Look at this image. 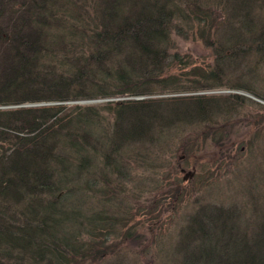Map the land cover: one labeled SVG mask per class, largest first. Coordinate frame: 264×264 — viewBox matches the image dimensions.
I'll use <instances>...</instances> for the list:
<instances>
[{
    "label": "trees",
    "instance_id": "16d2710c",
    "mask_svg": "<svg viewBox=\"0 0 264 264\" xmlns=\"http://www.w3.org/2000/svg\"><path fill=\"white\" fill-rule=\"evenodd\" d=\"M0 17V105L47 102L0 107V264H125L129 231L156 264H264L263 215L246 212L260 207L257 166L244 163L243 195L235 180L244 204L194 198L178 178L206 176L208 143L242 149L236 106L254 99L204 91L264 99V0H0ZM182 36L210 60L170 57ZM246 138L249 161L264 125Z\"/></svg>",
    "mask_w": 264,
    "mask_h": 264
},
{
    "label": "rangeland",
    "instance_id": "374dc122",
    "mask_svg": "<svg viewBox=\"0 0 264 264\" xmlns=\"http://www.w3.org/2000/svg\"><path fill=\"white\" fill-rule=\"evenodd\" d=\"M0 21L3 23V18L0 17ZM193 36V35H192ZM183 37V36H182ZM181 39L179 37L176 38V40L173 43L172 48H170V57L173 56H179L185 61L188 60H195L198 62L206 63L210 60V54L211 49H209L207 46L204 45L202 39L199 40V38L194 39L193 37ZM174 69L178 71H183L185 69V62L183 60H178L173 63ZM231 72L233 73H239L237 68L232 66ZM233 73H228L229 75H232ZM190 74V73H189ZM255 75V73H253ZM262 74V73H261ZM191 76V75H190ZM202 78L200 76L198 79ZM214 81V80H212ZM224 83H232L229 80H225ZM187 84V83H186ZM235 87V86H234ZM224 88V87H223ZM229 90H223L220 88L207 90L204 92L213 93V98H216L219 94H225L227 92H238L240 95H244L247 97H250V93L247 92V90H244V85L240 87H227ZM192 93L191 91H188L185 95ZM182 93L178 92H170L167 91L163 93L161 96L164 97H171L170 99H179L184 97V95H180ZM179 97V98H176ZM186 99V98H183ZM253 99V98H252ZM182 100V99H181ZM264 104V103H263ZM236 108H239V114H235L236 116H241L239 121L237 122L236 126L237 128L244 129V137H242V140L240 144L242 145V149L239 147L236 148L234 144L227 143L226 146L223 148L218 149L219 147L215 145H210L208 143L207 147H204L201 152L198 154V162H200V165L203 166L204 171L206 169H210L209 172H206V176L204 178H196L192 177L189 181H182L183 186L186 189H191L194 187L196 190L195 194H193L194 198L202 196L201 199H208L211 200L214 204L219 205V203L226 204L227 202H234L237 201V203H243L244 204V197L240 194H244V176L247 175L248 171H244V163H248L252 166V169L257 166V170L255 172L257 173H264V170L262 169V165L264 164V149H261L259 153L249 159V161L244 160V146L246 144L247 140V132L249 129H251V125H254L255 122L259 121L260 124L264 125V107L261 104L256 103L254 100L249 101L246 99L243 105L236 106ZM232 115H230L231 117ZM256 119V120H255ZM246 122H250V125L246 124ZM242 129H238V131H241ZM226 143V142H225ZM246 148V146H245ZM216 158H218V161H215ZM182 165H185L182 163ZM219 165V166H218ZM186 166V165H185ZM257 173H254L253 180L257 184V186L264 185L262 182L264 181V176L259 177ZM248 176V175H247ZM182 175L179 174V179H181ZM238 179L242 185L240 188L239 198L238 194L236 192V184L238 181H235ZM233 181V182H231ZM158 193L157 195H159ZM153 194L150 195V199L148 200V204L155 203L156 198ZM261 197L259 199L260 207L258 208V212L254 211L252 213H248V217H253L255 221H261L259 218V215H263L264 219V208L262 207L264 203V190L260 194ZM238 198V200H237ZM245 203L248 204V201L245 200ZM111 203L109 200H106L104 202V205H106V209H110L109 207ZM184 204L181 206V210L179 212H176L175 214L169 215L166 214L165 218L168 219L167 221L170 223L169 231L167 232V235H174V232L176 229H178L181 226V223L184 219L183 213H184ZM241 219H245L244 216L241 217ZM146 236L148 238L151 237L150 233L146 231ZM128 236L130 237L127 240V247H125V250L122 252L121 255H131L128 256L125 260V264H137L136 262H133V260L138 259V264H156V261L153 260V254L151 251V248L147 250L148 246L139 249L138 247H142L144 245V242H137L135 240V237H133L132 233L129 231ZM104 263H106L104 261Z\"/></svg>",
    "mask_w": 264,
    "mask_h": 264
},
{
    "label": "water",
    "instance_id": "95a60500",
    "mask_svg": "<svg viewBox=\"0 0 264 264\" xmlns=\"http://www.w3.org/2000/svg\"><path fill=\"white\" fill-rule=\"evenodd\" d=\"M190 175H191V174H190V173H188V174L186 175V177H187V176H190Z\"/></svg>",
    "mask_w": 264,
    "mask_h": 264
},
{
    "label": "bare ground",
    "instance_id": "6f19581e",
    "mask_svg": "<svg viewBox=\"0 0 264 264\" xmlns=\"http://www.w3.org/2000/svg\"><path fill=\"white\" fill-rule=\"evenodd\" d=\"M243 195V194H242Z\"/></svg>",
    "mask_w": 264,
    "mask_h": 264
}]
</instances>
